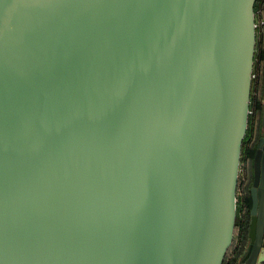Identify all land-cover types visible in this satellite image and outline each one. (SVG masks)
Segmentation results:
<instances>
[{
	"label": "water",
	"instance_id": "95a60500",
	"mask_svg": "<svg viewBox=\"0 0 264 264\" xmlns=\"http://www.w3.org/2000/svg\"><path fill=\"white\" fill-rule=\"evenodd\" d=\"M254 2L0 0V264H222ZM261 124L236 264H264Z\"/></svg>",
	"mask_w": 264,
	"mask_h": 264
},
{
	"label": "rangeland",
	"instance_id": "374dc122",
	"mask_svg": "<svg viewBox=\"0 0 264 264\" xmlns=\"http://www.w3.org/2000/svg\"><path fill=\"white\" fill-rule=\"evenodd\" d=\"M254 17H255V22H256L259 16L257 15L255 8H254ZM257 46L259 47V43L257 42V37H256L253 69L257 68L256 56L260 54L258 58V62L260 61L258 65V67H260V70L258 71H259V74H261V77L259 80L258 88L256 87L257 79L252 77L250 101H249L250 111L248 112L246 131L242 139L240 163H239L238 179H237V188H236V204H237L236 215H237V222H240V223H242V220H245V221L247 220V211L245 213L246 203L244 201V205H242L241 198L242 197L245 198V195L250 191V185L253 179V175H252L253 174V171H252L253 161H251V157L249 156V154H247L248 152L247 148L250 145H253V146L255 144L257 145L259 137L263 133V127L261 124V116H262V108H263V102H264V76H262L264 74V70H263L264 69V45L262 46L263 47L262 50L257 48ZM258 50H259V53H258ZM240 205H242L241 206L242 209L240 208ZM238 231H239L238 227H236L234 230V237L238 238ZM230 254H231V250H230Z\"/></svg>",
	"mask_w": 264,
	"mask_h": 264
},
{
	"label": "trees",
	"instance_id": "16d2710c",
	"mask_svg": "<svg viewBox=\"0 0 264 264\" xmlns=\"http://www.w3.org/2000/svg\"><path fill=\"white\" fill-rule=\"evenodd\" d=\"M256 4H257V0H255V2H254V8L256 7ZM262 76H264V74ZM255 148H256V144L254 146L250 145L247 148V151H248L247 154H249V156L251 157V161H253ZM241 199H242V205H244V201L246 203L245 204V213L247 211V220H246L247 222L245 220H242V223L237 222V215H236L235 228L238 227V230H239L238 231V238L233 236L232 243L226 252V255L222 261V264H236L240 258V255L242 254L244 247L246 245V242H247V232H248L249 218H250L249 211H250V207H251L250 191L245 195V198L242 197ZM242 205H240L241 209H242V207H241ZM236 206H237V204H236ZM230 250H231V254H230Z\"/></svg>",
	"mask_w": 264,
	"mask_h": 264
},
{
	"label": "built area",
	"instance_id": "2783aa9c",
	"mask_svg": "<svg viewBox=\"0 0 264 264\" xmlns=\"http://www.w3.org/2000/svg\"><path fill=\"white\" fill-rule=\"evenodd\" d=\"M255 11L257 13V15L259 16L258 20L255 22V34H257V36H255V42H256V37H257V42L259 43V47L257 46V48L262 50V46L264 45V0H257V4L255 7ZM255 20V17H254ZM259 53V50H258ZM260 54L256 56V60H257V68L253 69L252 68V73H251V79L256 78L257 83H256V87L258 88L259 85V80L261 77V74H259L260 67H258L260 61L258 62V58H259ZM254 62V60H253ZM264 70V69H263ZM262 70V72H263ZM252 81V80H251ZM250 111V109H249Z\"/></svg>",
	"mask_w": 264,
	"mask_h": 264
},
{
	"label": "crops",
	"instance_id": "0c3cea01",
	"mask_svg": "<svg viewBox=\"0 0 264 264\" xmlns=\"http://www.w3.org/2000/svg\"><path fill=\"white\" fill-rule=\"evenodd\" d=\"M237 238V237H236Z\"/></svg>",
	"mask_w": 264,
	"mask_h": 264
}]
</instances>
